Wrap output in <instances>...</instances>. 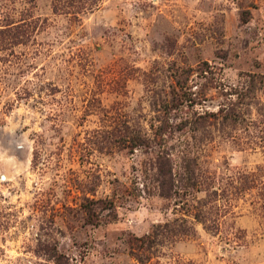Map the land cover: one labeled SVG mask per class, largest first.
<instances>
[{
  "label": "rangeland",
  "instance_id": "obj_1",
  "mask_svg": "<svg viewBox=\"0 0 264 264\" xmlns=\"http://www.w3.org/2000/svg\"><path fill=\"white\" fill-rule=\"evenodd\" d=\"M54 5L0 0V264H264V0Z\"/></svg>",
  "mask_w": 264,
  "mask_h": 264
},
{
  "label": "trees",
  "instance_id": "obj_2",
  "mask_svg": "<svg viewBox=\"0 0 264 264\" xmlns=\"http://www.w3.org/2000/svg\"><path fill=\"white\" fill-rule=\"evenodd\" d=\"M101 1L102 0H55L54 8L57 12L59 10H63L66 7H71V9H74L73 12L80 13L84 11L94 10L99 6ZM130 139L135 146L145 143V140L140 135L132 136ZM160 166L161 169H164L166 167V163H164V161L162 160L160 161ZM165 176L166 174H164V177ZM166 183V181L161 182L162 192L164 193V195H167ZM210 202L211 201L209 199H203L202 201L199 200L197 202V205L194 206V212L192 214L194 219L201 222L206 230L214 232L215 230H218L219 217L213 214L215 211L213 209V206L210 205ZM220 209H222L221 206H216L215 208L216 211ZM87 212L91 219L94 215L93 208L87 207ZM216 214L218 215V212H216ZM192 222L193 221L188 218L181 217L180 219H176L173 223L165 222L163 224L156 225L154 228L153 236L151 237L153 244L157 242V239L164 234L176 235L178 233L185 234L187 233V231L190 232L192 229H194ZM150 246H152V244H150Z\"/></svg>",
  "mask_w": 264,
  "mask_h": 264
}]
</instances>
